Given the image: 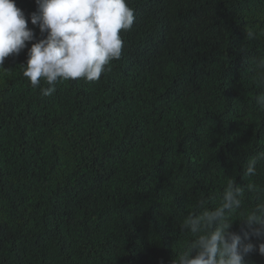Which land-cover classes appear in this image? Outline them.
<instances>
[{"label":"trees","instance_id":"obj_1","mask_svg":"<svg viewBox=\"0 0 264 264\" xmlns=\"http://www.w3.org/2000/svg\"><path fill=\"white\" fill-rule=\"evenodd\" d=\"M15 4L44 38L27 19L35 0ZM126 4L134 23L96 81L46 96L20 67L31 42L4 60L0 264H176L196 239L186 220L218 207L230 181L242 189L230 231L243 236L264 205V0Z\"/></svg>","mask_w":264,"mask_h":264},{"label":"clouds","instance_id":"obj_2","mask_svg":"<svg viewBox=\"0 0 264 264\" xmlns=\"http://www.w3.org/2000/svg\"><path fill=\"white\" fill-rule=\"evenodd\" d=\"M37 10L30 14L32 25L38 26L42 39L36 40L27 27L24 12L15 0H0V69L9 55H19L27 43L26 63L20 67L33 87L44 81L43 95H51L62 80L83 78L98 80L110 61L119 59L123 42L121 30L134 23L133 10L126 0H35ZM249 29L247 38L255 39ZM264 66V58L258 61ZM264 108V92L254 97ZM259 159H264L261 154ZM258 158L249 160L246 174L255 175ZM242 189L230 181L218 207L189 217L185 222L194 239L179 255L176 264H247L245 257L253 251L264 255V243L258 247L250 237L264 241V205L243 219L247 231L243 236L230 231V214L240 207Z\"/></svg>","mask_w":264,"mask_h":264}]
</instances>
